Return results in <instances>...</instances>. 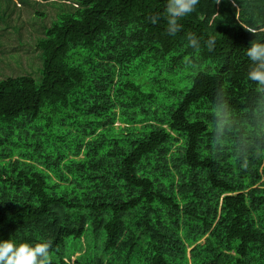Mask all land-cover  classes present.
I'll return each mask as SVG.
<instances>
[{"label":"trees","instance_id":"16d2710c","mask_svg":"<svg viewBox=\"0 0 264 264\" xmlns=\"http://www.w3.org/2000/svg\"><path fill=\"white\" fill-rule=\"evenodd\" d=\"M60 1L76 7L36 41L40 80H0V239L49 240L50 264H264V97L246 76L264 0H200L174 36L166 0Z\"/></svg>","mask_w":264,"mask_h":264},{"label":"rangeland","instance_id":"374dc122","mask_svg":"<svg viewBox=\"0 0 264 264\" xmlns=\"http://www.w3.org/2000/svg\"><path fill=\"white\" fill-rule=\"evenodd\" d=\"M74 7L60 0H0V80L27 75L39 81L42 60L36 41L60 13ZM82 253L77 250L71 260Z\"/></svg>","mask_w":264,"mask_h":264},{"label":"clouds","instance_id":"9594fccd","mask_svg":"<svg viewBox=\"0 0 264 264\" xmlns=\"http://www.w3.org/2000/svg\"><path fill=\"white\" fill-rule=\"evenodd\" d=\"M219 2V0H217ZM200 0H166L167 33L170 36L181 31L180 20L196 11ZM160 17H151L153 23H157ZM215 40L209 38L206 46L213 48ZM188 46L199 49L200 41L194 35L188 36ZM250 61L246 73L247 79L256 85V90L264 97V41L250 42L246 50ZM231 108L225 97L220 94L216 97L212 112V124L215 129L213 142L223 140L224 134L231 121ZM246 166V165H245ZM51 241L43 240L35 244L23 242L17 243L12 239H0V264H50Z\"/></svg>","mask_w":264,"mask_h":264}]
</instances>
